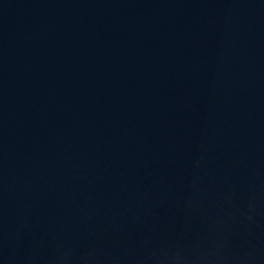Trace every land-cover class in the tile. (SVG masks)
<instances>
[{
  "label": "water",
  "instance_id": "water-1",
  "mask_svg": "<svg viewBox=\"0 0 264 264\" xmlns=\"http://www.w3.org/2000/svg\"><path fill=\"white\" fill-rule=\"evenodd\" d=\"M0 264H264V0H0Z\"/></svg>",
  "mask_w": 264,
  "mask_h": 264
}]
</instances>
